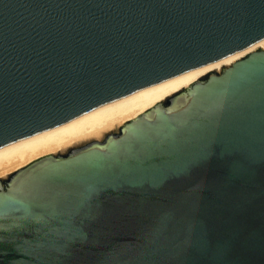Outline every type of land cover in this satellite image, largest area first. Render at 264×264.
Instances as JSON below:
<instances>
[{"label":"water","instance_id":"1","mask_svg":"<svg viewBox=\"0 0 264 264\" xmlns=\"http://www.w3.org/2000/svg\"><path fill=\"white\" fill-rule=\"evenodd\" d=\"M262 39L264 0H0V147ZM0 264H264V47L0 179Z\"/></svg>","mask_w":264,"mask_h":264},{"label":"bare ground","instance_id":"2","mask_svg":"<svg viewBox=\"0 0 264 264\" xmlns=\"http://www.w3.org/2000/svg\"><path fill=\"white\" fill-rule=\"evenodd\" d=\"M264 47V39L220 60L194 68L121 99L86 112L66 123L0 147V179L51 155L68 153L144 116L167 98L242 57Z\"/></svg>","mask_w":264,"mask_h":264}]
</instances>
